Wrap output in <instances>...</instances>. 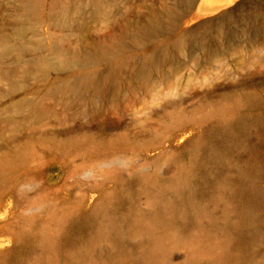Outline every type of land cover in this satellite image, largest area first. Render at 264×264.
Segmentation results:
<instances>
[{
    "label": "rangeland",
    "instance_id": "rangeland-1",
    "mask_svg": "<svg viewBox=\"0 0 264 264\" xmlns=\"http://www.w3.org/2000/svg\"><path fill=\"white\" fill-rule=\"evenodd\" d=\"M27 4L30 47L0 60V264H264V219L241 244L232 193L251 158L264 162V0H195L186 11L182 0H0V40ZM172 11V30L135 41ZM56 47L63 58L104 54L78 70L95 83L55 89L69 74L36 56L51 61ZM150 55L151 73L132 75L127 65L147 69ZM250 116L212 162L217 185L191 217L180 211L183 185L206 175L209 143ZM256 183L264 189V167ZM98 200L103 213L84 219Z\"/></svg>",
    "mask_w": 264,
    "mask_h": 264
},
{
    "label": "bare ground",
    "instance_id": "bare-ground-1",
    "mask_svg": "<svg viewBox=\"0 0 264 264\" xmlns=\"http://www.w3.org/2000/svg\"><path fill=\"white\" fill-rule=\"evenodd\" d=\"M182 1H183V7H181L180 10L183 11L189 9L195 2V0H182ZM179 14L177 11H172L168 13V18H170L171 21H164L161 18H155V17L150 18L149 21L150 26L148 31L143 32L141 34L140 33L135 34L134 35L135 41L137 43H140V41H143L147 36H152L167 30H172L174 26L177 25L178 18L180 19ZM23 15H25V17L22 19L19 25H17L18 27L15 29V31L10 34H5L1 37L0 40L1 61L8 59L10 57V54L15 51H17V55H16L17 59H22L27 53L26 51L27 48L25 47L27 46L30 47V42L27 38V35L29 32L33 30L32 4L26 5V7L23 10ZM57 15L60 19V23H62L64 26H68L74 22V19H70L68 17V14H66L65 12H58ZM176 40L178 43L183 44L186 42V37L180 35L176 38ZM53 52H54L53 53L54 56L51 61L49 60L50 57L48 56L43 57L37 55L36 59L46 62L50 67H52L58 73L69 74L67 79L60 78L53 82V86L55 89L63 90L67 93H78L77 86L72 82L73 79L77 80V83H79L80 81L83 82V84L85 83L87 86H91L95 83V76L90 71L81 73L78 70L80 68L89 67L93 63L98 62L99 59H103L104 54L101 55L94 53V54L84 55L81 57L63 58L61 56L62 53L61 47H56L53 50ZM153 58L154 56L151 55L147 57L146 59L147 69H145L144 67H142L144 69L134 68L131 67L132 66L131 64H128L127 67H130L129 69L131 71V74L137 78L144 77L145 75L148 76V74L151 73L150 71L152 70V69L151 70L148 69L150 67V63L153 62V60H155ZM120 69L121 68L119 66L115 70H113L112 73L115 74V76H117L116 74H119ZM111 77L112 76H110V78ZM68 79H72V80L70 81ZM106 84L104 86H106ZM99 88L100 87H98V89ZM103 91L105 90H102L101 93H104ZM19 106H22V104H20ZM253 120L252 117L250 116L244 120L235 123L231 127L229 126L230 128L226 129L224 134L222 133L223 136L222 137L220 136L219 139L217 138L219 141L214 140L211 143H209L205 152V157L201 160V163L199 164V167L205 169L206 175L196 177L194 179L190 178L183 185L178 197L180 211L184 209L186 214L189 217H191L194 214V211L198 207H200V203L202 199L210 194L212 187L216 184L215 178L211 177L212 162L214 161L213 164H215V162L218 160L219 163L218 158H220L221 154L225 151V148L227 147L230 140L239 136L241 132L247 128V125L251 123V121ZM263 167H264L263 161H261L258 158H251L250 163L244 166L240 170L238 179L232 185L233 196L240 200L243 209V215L238 230L241 231L242 236L240 241L241 244H243L244 246H247L249 241L257 239L259 237V234H261L260 233L261 229H258L255 226V222L264 219V189L260 188L257 185L256 175L258 172L262 170ZM163 195H164L163 192L159 194L160 203H163V200H165ZM102 207L103 206L101 205V200L100 201L98 200V202H96L94 207L90 211H88L83 218L84 219L89 218L90 220L91 218L92 219L96 218L98 215L103 213ZM163 208H164V204L161 206L158 212H162ZM90 220L89 221L86 220V221L90 222ZM82 221L84 222V220ZM263 235H264V229H263ZM156 243H157V236L152 233L151 237L148 239L147 242L148 250L145 251V253L147 252L146 254H148L153 249ZM20 248L21 246L16 243L10 249L11 251L10 253L17 254L18 253L17 251H19Z\"/></svg>",
    "mask_w": 264,
    "mask_h": 264
},
{
    "label": "water",
    "instance_id": "water-1",
    "mask_svg": "<svg viewBox=\"0 0 264 264\" xmlns=\"http://www.w3.org/2000/svg\"><path fill=\"white\" fill-rule=\"evenodd\" d=\"M191 143H193V139L188 140L184 145H190ZM8 249H10V248H8ZM8 249H6V250H4V251H2V252H7ZM0 253H1V252H0Z\"/></svg>",
    "mask_w": 264,
    "mask_h": 264
}]
</instances>
